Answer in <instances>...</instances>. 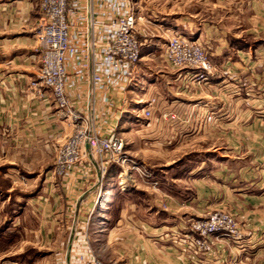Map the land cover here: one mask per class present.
I'll list each match as a JSON object with an SVG mask.
<instances>
[{"label": "crops", "instance_id": "crops-1", "mask_svg": "<svg viewBox=\"0 0 264 264\" xmlns=\"http://www.w3.org/2000/svg\"><path fill=\"white\" fill-rule=\"evenodd\" d=\"M138 2L137 7L143 1ZM38 3L0 0V264H78L76 256L91 249L112 264H264V170L259 167L264 159V0L250 3L247 26L238 34L216 23L188 24L186 34L205 46L214 67L207 82L198 84L200 93L185 91L193 75L189 70L150 79L136 67L131 84L116 78L94 84V64L87 57L77 55L67 63L69 101L94 118L100 133L120 132L122 115L137 96L133 90L158 89L162 106L157 110L179 115L177 130H201L206 115L209 128L223 132L216 151L205 159L195 152L197 160L177 172L150 170L158 191L138 175L126 187L116 165L103 175L90 160L63 178L52 175L51 147L70 127L58 117L49 91L29 86L40 65L33 39ZM69 4L71 40L77 47L100 44V25L114 10L113 0ZM155 11H150L152 23L161 31H182V17ZM153 51L152 43L140 49L141 60ZM98 191L112 197L106 207L97 206ZM206 210L231 212L243 241L212 237L205 254L182 251L170 241L167 235L186 233L190 221Z\"/></svg>", "mask_w": 264, "mask_h": 264}, {"label": "built area", "instance_id": "built-area-1", "mask_svg": "<svg viewBox=\"0 0 264 264\" xmlns=\"http://www.w3.org/2000/svg\"><path fill=\"white\" fill-rule=\"evenodd\" d=\"M70 0H39V18L33 39L40 47V65L29 86L35 90H48L58 117L66 122L70 131L55 145L52 175L65 177L84 162L94 161L101 174L111 165L122 167L131 161L123 154L124 143L113 131L106 135L96 130L93 117L85 116L68 98L67 63L75 56H84L94 64L90 80L94 84L116 78L128 85L140 61V44L136 37V19L132 11L135 0H113L114 10L100 25L102 41H90L77 47L70 38ZM95 23L91 22L94 27ZM163 56L172 67H185L193 72L196 82H207L214 67L203 45L195 38L171 33L165 43ZM86 66V64H84ZM199 84V83H198ZM121 86L119 91H123ZM153 100L149 103L152 104ZM142 116L149 118L150 108H143ZM143 180L151 174L142 166L131 167ZM122 181H128L121 173ZM156 186V183L153 184ZM100 192L96 195V201ZM243 230L235 216L229 212L213 211L204 218L195 219L186 233H175L170 240L182 251L191 249L195 254L209 251L210 238L227 240L234 244L243 241ZM78 264H103L90 253L76 256Z\"/></svg>", "mask_w": 264, "mask_h": 264}, {"label": "rangeland", "instance_id": "rangeland-1", "mask_svg": "<svg viewBox=\"0 0 264 264\" xmlns=\"http://www.w3.org/2000/svg\"><path fill=\"white\" fill-rule=\"evenodd\" d=\"M142 1L143 2L139 5L140 8L136 6V2L139 3L138 0H135L131 5L133 14L136 19V24H135L136 37L139 41L141 50L145 49L147 45L152 43V47L154 48V51L153 54H151L152 57H150L147 60H141L142 57L140 56V62L137 63L138 66L136 67H138L137 70L141 72L139 74H142L143 71H146L145 74L146 73L147 74L145 76H149L150 79L151 78L153 79L156 76V74H160L161 72L164 71L170 73L173 71L183 72L187 70V68L185 67H181V68L172 67L164 59L163 56L164 46L171 34L168 33L169 31L166 30L161 31V29L157 25L152 23V19H151L152 17L150 16L151 14L150 11L156 10L157 12L170 14L173 17V19L176 18L179 19L180 17H182L181 18L183 19V21L181 20L182 24H179V27L182 31L180 32L177 31V32L185 36H188L186 34V30H188V28L191 26V24L190 26L188 25L190 22L192 23L195 22L194 25L197 27L199 26L204 27L205 25L216 23L220 27L227 29L230 28L232 30L231 32L233 33L231 35H234L240 32L239 29L241 27L245 28L247 26L246 20H248V18L246 19V17L248 14L252 12L251 10L252 5L250 3L253 2V0H142ZM250 37H252V35H250ZM191 38L194 37L192 36ZM151 40L154 42H152ZM203 47L205 48L204 45ZM205 51L207 52L206 48ZM207 54L209 57L208 52ZM136 67L134 68V70L136 69ZM147 81L148 80H145L144 84L147 85V83H149ZM188 81L189 82L185 91H187L189 95L194 93H200L202 91L201 90L202 88L198 85V83L201 82H196V80L193 77H190ZM131 83L132 80L130 81L129 84ZM133 93H136L137 95L134 99L135 101L132 102V105H129L127 107L128 112L122 115V122H121L122 124H121L120 132H115V134L119 136L124 143L123 154L128 158L129 161H131L130 163H127L122 167L117 166L119 169L118 170L119 173H126L128 177V181L125 182L122 181L123 183L122 185L125 186L127 185L126 187H128L129 184L130 185L133 184V180H136L137 174H135L134 171L130 170L131 167L134 166V164L137 166H143V169L146 172L148 171L149 173L152 170L155 171L156 173H161L167 170H172L174 172H177L182 168L184 164L186 165L189 161L194 162L197 160V158H194L195 152L198 153L200 152L202 158L205 159L206 156L211 155V151H216V147L214 146L217 145L216 142H218V140L223 139L222 138L223 132L211 130L209 128V126L207 125V122L210 121L208 119V116L205 115L203 117L201 126L202 127L205 126V127L202 128L201 130L199 131L189 130L182 133L183 131L177 130L174 126L176 122L180 123V121L182 120L180 119L179 115L161 114L160 111L157 110L160 108V106H162L161 105L162 103L160 104V102L157 99L158 98L157 95L161 94L159 89L153 93L152 92L146 93L145 91L139 92L138 90H133ZM132 96L134 97V95ZM152 100L154 102L150 104L149 102ZM143 108H150L151 115L149 118H144L142 116L141 110ZM185 120L187 122L188 117H186ZM169 123L172 125L169 127L172 128H168V125H166ZM55 145L51 147L53 158L55 153ZM208 166L209 164L205 163V167L208 168ZM259 167L262 170H264V159L261 160V164ZM52 169L53 166L51 168V171ZM106 172L104 174H106ZM58 177L60 176H56L55 178ZM119 178L120 180H122L121 177ZM148 181H149V185H151L152 188L157 189V187L159 186L157 180H148ZM154 183H156V186L153 185ZM156 191H158V189ZM102 196L103 193L100 191L99 197L97 198L99 200V201L97 200L98 201L97 206L102 205V201H103V206L106 207L108 201H105L104 200L105 198ZM162 206L165 207V204ZM213 211H217V210H206L203 215L195 219L204 218L208 213ZM218 211H224V210H218ZM224 212H229V211L225 210ZM90 217L91 215H88L86 217L87 222H89ZM175 233H179V232H175ZM175 233L169 234L167 236L170 239V236ZM14 246H16V244ZM33 246L29 247V249L32 248L30 250L31 254H35L37 252V249ZM14 250L16 249L14 248ZM90 251L91 254L94 257H96L99 261H101L103 264H112L102 259L100 255H98V253H96L92 249ZM6 263L7 262H4V264Z\"/></svg>", "mask_w": 264, "mask_h": 264}, {"label": "bare ground", "instance_id": "bare-ground-1", "mask_svg": "<svg viewBox=\"0 0 264 264\" xmlns=\"http://www.w3.org/2000/svg\"><path fill=\"white\" fill-rule=\"evenodd\" d=\"M104 200L109 202V200H111V196H108V197L105 198ZM105 201H104V202H105ZM108 202H107V203H108ZM102 204H103V203H102Z\"/></svg>", "mask_w": 264, "mask_h": 264}, {"label": "trees", "instance_id": "trees-1", "mask_svg": "<svg viewBox=\"0 0 264 264\" xmlns=\"http://www.w3.org/2000/svg\"><path fill=\"white\" fill-rule=\"evenodd\" d=\"M102 203H103V201H102Z\"/></svg>", "mask_w": 264, "mask_h": 264}]
</instances>
